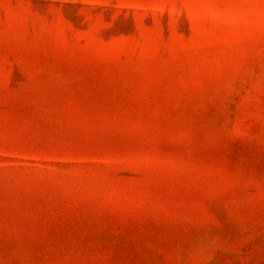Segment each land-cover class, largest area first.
Wrapping results in <instances>:
<instances>
[{
	"label": "rangeland",
	"instance_id": "1",
	"mask_svg": "<svg viewBox=\"0 0 264 264\" xmlns=\"http://www.w3.org/2000/svg\"><path fill=\"white\" fill-rule=\"evenodd\" d=\"M0 264H264V0H0Z\"/></svg>",
	"mask_w": 264,
	"mask_h": 264
}]
</instances>
